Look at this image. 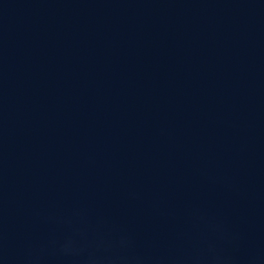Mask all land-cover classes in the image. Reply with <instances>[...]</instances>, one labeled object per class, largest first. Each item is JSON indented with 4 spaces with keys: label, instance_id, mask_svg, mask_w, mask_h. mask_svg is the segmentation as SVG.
Segmentation results:
<instances>
[{
    "label": "water",
    "instance_id": "1",
    "mask_svg": "<svg viewBox=\"0 0 264 264\" xmlns=\"http://www.w3.org/2000/svg\"><path fill=\"white\" fill-rule=\"evenodd\" d=\"M0 264H264V0H0Z\"/></svg>",
    "mask_w": 264,
    "mask_h": 264
}]
</instances>
